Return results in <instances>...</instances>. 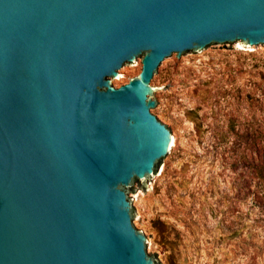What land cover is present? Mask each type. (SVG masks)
Wrapping results in <instances>:
<instances>
[{
	"label": "water",
	"instance_id": "obj_1",
	"mask_svg": "<svg viewBox=\"0 0 264 264\" xmlns=\"http://www.w3.org/2000/svg\"><path fill=\"white\" fill-rule=\"evenodd\" d=\"M264 49V0H0V264H159L132 195L177 140L154 81Z\"/></svg>",
	"mask_w": 264,
	"mask_h": 264
},
{
	"label": "rangeland",
	"instance_id": "obj_2",
	"mask_svg": "<svg viewBox=\"0 0 264 264\" xmlns=\"http://www.w3.org/2000/svg\"><path fill=\"white\" fill-rule=\"evenodd\" d=\"M175 157L131 199L159 264H264V49L218 47L154 81Z\"/></svg>",
	"mask_w": 264,
	"mask_h": 264
}]
</instances>
